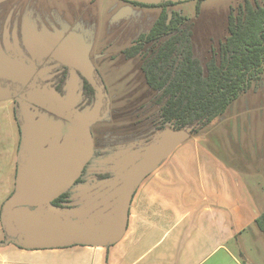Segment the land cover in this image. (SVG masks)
<instances>
[{
	"label": "crops",
	"instance_id": "0c3cea01",
	"mask_svg": "<svg viewBox=\"0 0 264 264\" xmlns=\"http://www.w3.org/2000/svg\"><path fill=\"white\" fill-rule=\"evenodd\" d=\"M16 159L15 145L13 172L0 170V212L14 190ZM144 192L141 199L136 192L126 232L114 245L30 250L0 244V264H264V236L254 224L264 207L242 172L213 150L195 141L179 145L146 178ZM3 237L0 223V243Z\"/></svg>",
	"mask_w": 264,
	"mask_h": 264
},
{
	"label": "water",
	"instance_id": "95a60500",
	"mask_svg": "<svg viewBox=\"0 0 264 264\" xmlns=\"http://www.w3.org/2000/svg\"><path fill=\"white\" fill-rule=\"evenodd\" d=\"M142 5L181 3L190 0H123ZM2 70L0 69V73ZM28 101L71 123L62 142L60 132L29 123L34 114L22 106L26 121L25 139L19 152L14 190L4 201L0 223L6 236L3 244L23 249L62 248L73 245L109 247L124 236L133 194L143 180L156 171L173 151L190 138V129L165 128L151 141L115 152L105 164L111 166L113 201H73L55 206L93 154L90 127L103 118L99 104L88 112L73 109L70 97L54 91H34ZM42 118L44 116H41ZM45 143L48 147H45Z\"/></svg>",
	"mask_w": 264,
	"mask_h": 264
},
{
	"label": "rangeland",
	"instance_id": "374dc122",
	"mask_svg": "<svg viewBox=\"0 0 264 264\" xmlns=\"http://www.w3.org/2000/svg\"><path fill=\"white\" fill-rule=\"evenodd\" d=\"M244 1L246 0H190L167 8L168 12H178L192 21L193 53L203 67L212 55L217 54L219 43L228 35L229 9L233 8L236 13L237 7ZM257 1L262 3V0ZM43 2L61 13L63 19L71 24L75 17H79L81 25L94 35L95 47L115 42L119 44L106 51V60L101 67L111 98L113 120L97 124L96 136L101 137L105 133L117 135L125 130L130 131L129 128L136 131L133 135L138 133L141 137H148L155 132L160 124L158 107L152 103L154 93L146 85L140 69L142 57L126 60L123 50L133 44L140 34L149 31L162 8L136 6L123 0ZM260 77V81L251 84L246 92L241 93L223 115L197 133L191 134L185 142H198L240 170L251 193L263 209L264 70ZM0 109V120H5L0 121V135L3 137V142H0V152L3 155L0 170L10 169L8 171L12 173L17 136L13 128L14 121L9 114L11 105L1 104ZM166 128H171V125ZM6 156L11 158L8 160ZM9 161H12V165ZM145 184L146 179L136 191H139L136 194L140 199L147 196L144 192ZM0 192L1 201L5 194ZM148 196L151 199L154 195L149 192Z\"/></svg>",
	"mask_w": 264,
	"mask_h": 264
},
{
	"label": "flooded vegetation",
	"instance_id": "af4514ba",
	"mask_svg": "<svg viewBox=\"0 0 264 264\" xmlns=\"http://www.w3.org/2000/svg\"><path fill=\"white\" fill-rule=\"evenodd\" d=\"M85 28L79 17H75L71 24L43 0H0V104L11 105L16 126L14 185L18 155L25 139L26 121L21 114L22 106L35 115L29 123L40 125L46 131H51L54 126L60 132L61 142L72 127L66 119L29 102V94L46 90L63 98L69 96L73 109L80 113L88 112L98 104L100 106L99 115L103 119L90 127L92 157L68 190L54 200L60 201V206L73 201H113L108 196L115 188L107 185L106 181L114 180L115 174L111 172V166L105 164L107 158L131 145L137 149L139 142L143 146L161 131L141 137L138 133L134 136L136 131L129 128L130 131L117 135L105 133L101 137L96 136L97 124L113 120L111 98L101 67L106 60V51L119 44L95 47L94 35ZM44 145L48 147L47 143Z\"/></svg>",
	"mask_w": 264,
	"mask_h": 264
},
{
	"label": "trees",
	"instance_id": "16d2710c",
	"mask_svg": "<svg viewBox=\"0 0 264 264\" xmlns=\"http://www.w3.org/2000/svg\"><path fill=\"white\" fill-rule=\"evenodd\" d=\"M131 4L162 8L149 31L123 51L127 60L142 57L140 69L154 93L152 103L158 107L157 131L171 125L195 134L260 81L264 70V0H246L236 13L229 9L228 35L204 67L193 53L192 21L167 11L174 3ZM53 204L59 207L60 201ZM254 224L264 236V210ZM5 239L4 235L0 244Z\"/></svg>",
	"mask_w": 264,
	"mask_h": 264
}]
</instances>
